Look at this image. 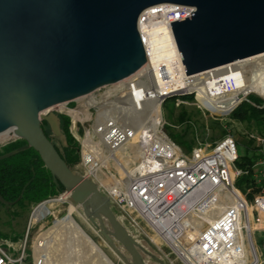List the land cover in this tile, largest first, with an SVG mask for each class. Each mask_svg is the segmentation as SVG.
I'll return each mask as SVG.
<instances>
[{"label": "water", "instance_id": "95a60500", "mask_svg": "<svg viewBox=\"0 0 264 264\" xmlns=\"http://www.w3.org/2000/svg\"><path fill=\"white\" fill-rule=\"evenodd\" d=\"M263 52L264 0H0V132L12 129L39 153L54 184L128 264H172L68 167L40 123L60 136L54 105L141 67L181 58L193 74Z\"/></svg>", "mask_w": 264, "mask_h": 264}, {"label": "built area", "instance_id": "2783aa9c", "mask_svg": "<svg viewBox=\"0 0 264 264\" xmlns=\"http://www.w3.org/2000/svg\"><path fill=\"white\" fill-rule=\"evenodd\" d=\"M245 76L233 62L186 74L176 58L141 67L54 110L69 118L80 174L94 181L140 233L151 241L149 233L157 234L169 248L167 254L158 248L163 256L174 255L182 264L264 263V136L248 135L257 145L252 165L257 191L249 198L250 188L243 192L235 184L247 170L235 164L239 152L232 134L185 152L167 133L162 108L169 97L179 104L183 95H193L209 112L229 116L241 101H249L250 92L241 93ZM65 198L62 191L35 204L29 223L41 204ZM177 222L184 230L180 245L173 246L158 231L175 232ZM44 243L38 240L28 253L26 237L15 252L12 243L0 242V264H26L28 257L45 264Z\"/></svg>", "mask_w": 264, "mask_h": 264}, {"label": "rangeland", "instance_id": "374dc122", "mask_svg": "<svg viewBox=\"0 0 264 264\" xmlns=\"http://www.w3.org/2000/svg\"><path fill=\"white\" fill-rule=\"evenodd\" d=\"M256 59L244 62L242 67L246 70V75H250V69L255 65L254 61ZM254 64V65H253ZM254 74L260 75L258 78V85L263 91L261 85L264 86V65L257 66L254 68ZM248 71V72H247ZM254 79V77H252ZM261 80V83H260ZM252 92L249 94H255L264 100V94L259 90L249 87ZM183 99V98H181ZM184 101L177 103L175 99V111L178 112L180 107L185 108L194 120V137L195 146L201 143H214L219 140L224 134L230 132L236 142L238 143L239 154H256V143H252L250 146L246 143L247 138H249V133H255L253 129H249L244 123L232 120L229 116H220L215 113H211L199 105V102L193 97L192 99H183ZM73 104V102H72ZM56 107V106H53ZM164 116V114H163ZM165 118V117H164ZM166 120V119H165ZM167 122V121H166ZM175 127L174 129H177ZM223 130V132L221 131ZM17 139L10 138L3 142H0V146ZM61 140L56 139L58 145H61ZM250 147V148H249ZM10 158V157H8ZM81 172L80 170L78 171ZM58 195V194H57ZM34 201L31 203H14L11 205L0 203V242L7 247L8 242L19 240L21 241L26 237V251L31 253L32 247L37 243L38 240L44 239L46 243L48 242V261L50 264H61V262L66 260H75L76 264H105L97 256L95 251L87 246L86 241L81 239L76 232L77 229L84 231L88 237L93 240L98 247L105 253L107 264H128L98 233V231L90 224V222L83 215L80 207L74 205L69 198L60 200L57 202L46 203L42 206L43 213L39 212L36 218H39L49 213L45 218L39 220L38 222L29 223V214L34 206ZM118 214L120 215L119 211ZM69 216L72 217L74 221L73 225L67 224L69 222ZM125 225L130 229L133 234H137L138 229L128 220L124 219ZM175 232L167 231L166 228L159 229L158 233L161 237L167 240L168 243L173 246H179L181 243L180 233L184 230V225L180 223L175 224ZM173 232V233H172ZM189 236L193 237L195 232L189 231ZM27 233V235H26ZM16 235V236H14ZM152 237V243L155 247L160 248L164 253H168L169 248L167 244L157 235L149 233ZM258 248H260L262 239L258 237L256 239ZM18 245L16 248L18 249ZM12 252H15V249ZM125 255L126 252L121 250ZM95 253V254H94ZM161 253V251H160ZM162 254V253H161ZM163 256V254H162ZM172 264H182L178 257L174 255H169L166 257ZM26 264H32L31 257L27 259ZM154 264V263H150Z\"/></svg>", "mask_w": 264, "mask_h": 264}, {"label": "trees", "instance_id": "16d2710c", "mask_svg": "<svg viewBox=\"0 0 264 264\" xmlns=\"http://www.w3.org/2000/svg\"><path fill=\"white\" fill-rule=\"evenodd\" d=\"M261 87L264 90V86L261 85ZM257 90L263 93L260 87ZM249 92L252 91L249 87L245 86L241 93ZM182 98L192 99L193 95H183ZM175 99V97H169L162 104L163 114L167 121L165 129L169 136L185 152H189L195 145L194 120L191 117V113L183 107H180L176 113ZM248 99L249 101H241L230 112L229 118L244 123L249 129H253L255 133L264 136V100L255 94H249ZM59 119L60 136L53 135L45 121H41L40 127L54 144L68 167L73 172L79 173L78 144L70 133L69 118L66 115L59 114ZM175 127L178 128L174 129ZM221 131L223 132V130ZM61 137V145H58L55 140ZM246 143L250 146L255 141L247 138ZM13 149H18L19 151L10 156V158L0 159V195L6 201L2 204L31 203L32 201H34V204H37L64 190L61 184L58 186L54 184L51 173L45 167L39 153L28 146L24 139L17 138L0 146V155ZM256 157L257 155L254 153L251 155L239 154L235 163L236 166L247 170V173L236 178L235 184L243 192H246L247 188H250V191L247 193L249 198L257 191L252 177V165Z\"/></svg>", "mask_w": 264, "mask_h": 264}, {"label": "bare ground", "instance_id": "6f19581e", "mask_svg": "<svg viewBox=\"0 0 264 264\" xmlns=\"http://www.w3.org/2000/svg\"><path fill=\"white\" fill-rule=\"evenodd\" d=\"M252 59H256L254 61L255 65L250 69V75L249 76H245L244 77V85L247 86V87H252L255 89H258L259 85H258V78L260 77V75L258 74H254V68L257 67V66H261V65H264V52L263 53H260V54H257V55H253V56H250V57H247V58H244V59H240V60H237L235 62H233L234 64H237V65H244L243 63L244 62H247L249 60H252ZM227 66V64H224L222 66H219L218 68L219 69H223ZM264 70V69H263ZM248 72V71H247ZM252 77H254V79H252ZM260 83H261V80H260ZM56 107H52L51 109L53 110H60L63 106L62 103H59V104H56L54 105ZM16 137V134L14 133V131L12 129H9V130H6V131H2L0 132V142H3L5 140H8L10 138H15ZM52 202H56V201H52ZM52 202H49V203H52ZM46 204V203H43L39 206L38 210L33 214V217H32V220L31 221H34L33 218H36V216L39 214V212H42L43 213V210L40 209L42 208V206ZM165 227H162L160 229H163ZM187 233L189 234V232L187 231ZM45 264H47V258H46V255H45Z\"/></svg>", "mask_w": 264, "mask_h": 264}, {"label": "crops", "instance_id": "0c3cea01", "mask_svg": "<svg viewBox=\"0 0 264 264\" xmlns=\"http://www.w3.org/2000/svg\"><path fill=\"white\" fill-rule=\"evenodd\" d=\"M67 224H69L70 226L71 225H73V227H74V221H73V219H72V217H70L69 216V222H67ZM76 232H77V235L83 240H85L86 241V245L87 246H89L91 249H92V251H95V253L97 254V256L101 259V261L102 262H104L105 264H107V260H106V255H105V253L100 249V247H98V245L93 241V240H91L89 237H88V235L84 232V231H82V230H80V229H77V227H76ZM14 236H16V235H14ZM8 243H12V248L13 249H15L16 248V246L18 245V243H19V240H14V241H11V242H8ZM48 246V242L46 243V246L44 247V249H45V255H46V258H47V264H50L49 263V261H48V252H47V247ZM94 253V254H95ZM31 260H32V258H31ZM32 264H34L33 263V260H32ZM61 264H76V261L73 259V260H66V259H64L62 262H61Z\"/></svg>", "mask_w": 264, "mask_h": 264}]
</instances>
